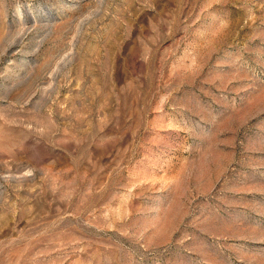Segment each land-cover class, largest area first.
I'll return each mask as SVG.
<instances>
[{
  "label": "rangeland",
  "instance_id": "obj_1",
  "mask_svg": "<svg viewBox=\"0 0 264 264\" xmlns=\"http://www.w3.org/2000/svg\"><path fill=\"white\" fill-rule=\"evenodd\" d=\"M0 264H264V0H0Z\"/></svg>",
  "mask_w": 264,
  "mask_h": 264
}]
</instances>
